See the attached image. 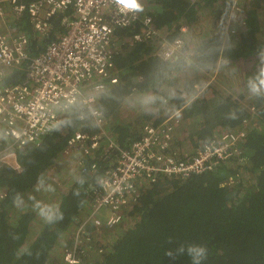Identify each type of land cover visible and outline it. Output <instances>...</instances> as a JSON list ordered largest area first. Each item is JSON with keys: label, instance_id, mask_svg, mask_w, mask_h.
Here are the masks:
<instances>
[{"label": "trees", "instance_id": "trees-1", "mask_svg": "<svg viewBox=\"0 0 264 264\" xmlns=\"http://www.w3.org/2000/svg\"><path fill=\"white\" fill-rule=\"evenodd\" d=\"M245 2L252 8V11L243 14L246 30L238 31L235 36L230 34V38L215 35L202 39L190 51L191 66L199 73H208L222 62H242L243 71L238 73L242 93L237 95L241 101L247 100L245 95H250L247 81L257 73L259 61L256 51L264 48V40L258 38L260 24L256 21V11L264 10V0ZM156 3L160 6L159 10L141 12L152 18L154 28L162 36L172 40L178 35L172 27L173 23L186 19L183 25L190 27L195 19L196 7L201 11L211 10L214 17L221 18L227 14L232 2L200 0L196 6H189L185 0H156ZM26 17H22L19 26L28 36L31 48L35 49V37L31 34L28 21H25ZM59 20V16L53 18V29L61 32ZM170 27L172 34L168 36ZM132 35V29L116 33V37L124 42ZM156 40L160 41L155 38L154 41L138 43L133 48L125 46L113 56L118 83L108 89L107 95H101L97 104L103 109L106 119L117 112L124 103V96L156 91L151 74L163 62L156 55L159 46L153 43ZM185 50L183 48V54ZM178 61L181 67L168 65L163 68L162 78L169 87L174 88L176 84L173 74L188 65L183 57H178ZM200 79L193 81L199 83ZM176 92L180 98L170 101L166 111L181 110L182 124L188 118L198 122V128L188 137L194 150L207 143L215 129L239 130L243 129L244 122L254 120L252 128L244 129L247 133L242 145L245 151L241 162L236 163L239 168L235 171L232 165H223L213 172L192 176L185 181L161 178L141 190L138 199L125 214L126 218L134 217V223L120 233L114 245L106 247L99 255L96 253L97 260L90 252L95 260L81 264H191L186 254L175 260L165 256L166 251L181 244L205 246L208 254L204 264H264V97L250 96L251 101L246 107L233 100L232 95L214 91L212 98H202L186 105V96L197 92L194 83L189 81ZM249 108H253L254 113H250ZM161 115L162 111L158 115H143L140 120H144L143 123L159 122L163 119ZM77 131L92 136L97 129L89 126L87 120L78 119L75 108H72L63 115L58 128L47 135L39 146H27L15 152L18 170L9 166L0 167V264H51L52 252L64 239L65 250L71 249L73 237L69 240L66 235L74 232V236L75 229L88 215L93 189L98 187L113 157L106 161L100 148L94 152L93 159H85V166L95 163L96 170L78 172V178L72 185L59 194V203L53 210L62 213L63 220L48 223L41 217L40 223L36 222L39 208L33 209V203L27 196L43 186L44 174L59 162L67 151L68 139ZM109 131L122 149H128L141 137L139 132L134 134L131 125L118 120ZM175 141L181 149L177 136ZM240 168L243 169L241 175L238 173ZM244 174L253 177L251 184L245 185L239 179L230 182L233 176ZM16 193L23 197L20 207L12 202ZM35 225L40 228L36 229ZM92 228L88 226L86 232L91 233ZM170 239L172 243H169ZM81 247L91 251L90 244L85 240ZM54 264L65 263L57 260Z\"/></svg>", "mask_w": 264, "mask_h": 264}, {"label": "built area", "instance_id": "built-area-1", "mask_svg": "<svg viewBox=\"0 0 264 264\" xmlns=\"http://www.w3.org/2000/svg\"><path fill=\"white\" fill-rule=\"evenodd\" d=\"M24 15L35 37V49L19 26ZM56 16L61 32L53 29ZM230 16L242 18L236 7ZM183 24L173 26L178 35L168 40L154 28L150 16L121 11L115 0H0V167L18 170L15 152L39 146L70 109L77 105L85 111L89 106L98 108L100 96L91 93L97 86L108 90L118 83L112 61L120 41L117 32L133 30L128 48L160 38L162 46L156 55L163 61L165 56L180 57L190 34ZM180 27L187 29L186 36H181ZM181 116V110L165 112L161 121L145 123L141 137L128 149L116 144L104 115L96 134L77 131L68 139V150L85 155L77 162L78 172L96 170L95 163L85 166V159H93L100 148L106 161L113 159L93 189L90 211L77 226L71 249L64 252L65 264L85 260L87 250L81 245L88 226L110 230L120 225L141 190L161 178L185 181L241 162L246 130H217L201 148L181 151L175 141ZM102 211L107 214L100 218Z\"/></svg>", "mask_w": 264, "mask_h": 264}, {"label": "rangeland", "instance_id": "rangeland-1", "mask_svg": "<svg viewBox=\"0 0 264 264\" xmlns=\"http://www.w3.org/2000/svg\"><path fill=\"white\" fill-rule=\"evenodd\" d=\"M189 6H196L197 3H199L200 0H185ZM231 7L228 10L227 14L223 15L221 18H216L213 16L214 13L211 12V10H199V7H196V15L194 22L190 24L189 28V36L187 37V41L185 42L184 48L186 49L184 51H181L180 57H183V59L187 62V67L179 71L175 74H173L172 79L176 81L175 89L178 91L182 88V86L186 85L187 82L191 81L195 85L196 93L194 95H187L186 105L189 104L192 101H197L202 98H212L214 91L224 94L225 95H232L233 100L237 101L239 105L249 106L248 102H250V95H245L247 100H239L237 99V95L242 93L240 90V86L238 85V80L240 78V75L238 73H242L243 71V63L242 62H236V63H219L214 70L210 72H196L192 65V58L190 55V51L195 48V46L202 40L211 36L220 35L223 38H230V34L232 36H235L238 34V31H244L247 29V27L244 28L245 24L243 25L241 21H243V14L247 13V11H252V8L249 7L247 2L245 0H230ZM143 11L154 13L155 11L159 10L160 6L156 3V0H144L142 2ZM233 7H236L239 10V15L242 17L239 20H233L228 19V17H231L230 14L233 11ZM216 10V9H214ZM213 10V11H214ZM243 11V13H242ZM257 19L256 21L259 22V39L264 40V10L259 9L256 11ZM245 16V15H244ZM178 21V20H177ZM186 19L179 20L178 22L186 23ZM177 23V22H176ZM173 23L172 27L176 24ZM172 27H170L169 32L166 34L170 36L172 34ZM1 29V28H0ZM182 29V27L179 28V30ZM235 31V34H232L231 31ZM2 31V30H1ZM181 32V31H180ZM162 36V33H161ZM165 38V36H163ZM156 39H160L158 37H155ZM119 40V39H118ZM129 40L124 41H118L117 42V50L116 54L121 52L123 50V47H128ZM154 41V39L152 40ZM259 41V40H258ZM155 44H158L157 51L162 46V42L155 41L153 42ZM115 53V52H114ZM195 78H201L199 83L196 81H193ZM238 85V86H237ZM164 114L170 113L173 110L167 112L165 109H161ZM250 113H254L251 108H249ZM162 113V115H163ZM143 115H147L143 113L142 111L138 109H133L129 107L127 104L123 103L121 106H119L117 112L111 117L107 118V125L108 129L115 123L116 120L119 121V123L122 124H129L131 125L132 131H134V134L140 133L142 126L145 124L143 123L144 120H140ZM161 115V116H162ZM160 116V117H161ZM254 116V115H253ZM251 120V119H250ZM248 120L243 123L242 128H247L248 130L250 127L254 126V120ZM148 123V122H146ZM199 126L198 122L194 120L193 118H188L183 121V124H180L178 132H177V139L181 143V151H190L192 149V146H190V141L188 139L189 135L192 131H195ZM222 130V128H217L214 131ZM234 130V129H233ZM83 153H77L74 150H68L62 154L61 158L59 159V162H57L56 165L51 167L43 176L42 180V187H38L37 190H35V193L31 192L27 197L30 199L31 203H33V209H38L36 207L37 204L40 206H49L50 208L54 209L58 203H59V194L66 191L72 183L78 178V169H77V162L80 158H82ZM233 170H237L239 166H231ZM243 169L240 168L239 175L243 173ZM234 177V176H233ZM235 178V177H234ZM240 180L243 183H246L245 185H249L253 181V177L250 175L244 174L243 176H240L236 178L235 180ZM232 180H234L232 178ZM45 189V190H44ZM39 211V209H38ZM83 214V213H82ZM106 212L102 211L100 213V218L106 216ZM36 222L40 223L41 216L38 215L35 219ZM135 219L134 217H125L123 218L120 225L114 227L113 229H94L92 228V232L88 233L86 232V237L89 238L84 239L85 243L90 244V250H87L89 252L85 255V263H91L94 259V257H91L92 254L100 253L99 251L105 250L106 247H109L111 245H114L117 238L119 237L120 233L124 229H127L134 223ZM36 229L40 228L39 225H35ZM77 229V228H76ZM75 229V232H76ZM88 233V234H87ZM74 232H71L67 234V238L69 240L73 237V242L75 241V235L73 236ZM68 240V241H69ZM66 240H62L57 244L56 248L52 252V258H51V264H54V262L59 260L60 262H64V255L66 252ZM92 252V254L90 253ZM96 260L97 256L95 255ZM100 258V256H98ZM84 263V264H85Z\"/></svg>", "mask_w": 264, "mask_h": 264}, {"label": "clouds", "instance_id": "clouds-1", "mask_svg": "<svg viewBox=\"0 0 264 264\" xmlns=\"http://www.w3.org/2000/svg\"><path fill=\"white\" fill-rule=\"evenodd\" d=\"M115 3L119 10L124 12H140L143 11V7L140 0H115ZM187 35V29L181 30V36ZM176 45L180 44V41L175 42ZM136 45V44H135ZM257 59L259 61L257 66V73L249 78L247 81V89L250 96L257 98L264 97V48H258L256 51ZM168 65H175L181 67L182 65L178 61L175 55L165 56L163 62L157 65L151 74L153 80V87L156 91H146L129 96L123 97V102L133 109H138L147 115H158L161 109L167 110L169 102L178 99L176 89L167 86L163 81V68ZM108 90L103 86H97V88L91 93V96L98 97L101 95H107ZM77 118L81 120H87L89 126L99 127L103 118V109L89 106L87 111L82 106L77 105L75 108ZM177 115L179 113H176ZM234 118V117H233ZM42 183V181H41ZM222 186V185H221ZM77 195L79 193H76ZM13 205L20 207L23 204V197L20 193H16L13 196ZM39 208V215L43 217L46 222L54 223L63 220V214L58 210H53L49 206L36 205ZM95 229V228H94ZM169 243H172L171 239ZM187 255L190 258L191 264H204L207 259V248L202 245L189 244L178 245L175 249H169L166 251L165 256L171 260H175L178 256ZM71 264H79L78 260H72Z\"/></svg>", "mask_w": 264, "mask_h": 264}, {"label": "flooded vegetation", "instance_id": "flooded-vegetation-1", "mask_svg": "<svg viewBox=\"0 0 264 264\" xmlns=\"http://www.w3.org/2000/svg\"><path fill=\"white\" fill-rule=\"evenodd\" d=\"M182 29H186L185 27H182ZM182 29H180L179 31H181ZM181 33V32H180Z\"/></svg>", "mask_w": 264, "mask_h": 264}, {"label": "water", "instance_id": "water-1", "mask_svg": "<svg viewBox=\"0 0 264 264\" xmlns=\"http://www.w3.org/2000/svg\"><path fill=\"white\" fill-rule=\"evenodd\" d=\"M1 87H5V85H4V84H2V85H1Z\"/></svg>", "mask_w": 264, "mask_h": 264}, {"label": "crops", "instance_id": "crops-1", "mask_svg": "<svg viewBox=\"0 0 264 264\" xmlns=\"http://www.w3.org/2000/svg\"><path fill=\"white\" fill-rule=\"evenodd\" d=\"M186 27V26H185ZM1 28V27H0ZM2 29V28H1ZM3 30V29H2ZM88 234V233H87Z\"/></svg>", "mask_w": 264, "mask_h": 264}]
</instances>
